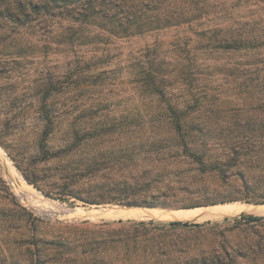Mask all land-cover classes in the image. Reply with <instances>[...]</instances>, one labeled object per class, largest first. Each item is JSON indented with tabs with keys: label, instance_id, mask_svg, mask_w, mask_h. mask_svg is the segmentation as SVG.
<instances>
[{
	"label": "rangeland",
	"instance_id": "1",
	"mask_svg": "<svg viewBox=\"0 0 264 264\" xmlns=\"http://www.w3.org/2000/svg\"><path fill=\"white\" fill-rule=\"evenodd\" d=\"M34 1L41 2L42 9H28L24 16L18 0H0V264H78L55 255L57 250L66 253V247L57 244L75 243L78 227L103 224L110 233L119 227L133 231L134 224L151 219L148 235L154 233V238L144 244L184 248L178 256H195L200 264H264V220H239L240 214L264 216L257 212L201 218L195 222L202 227L185 229L169 226L174 219L167 210L166 215L148 218L116 217L108 209L122 204L62 200L56 195L53 183L60 180L68 158L50 157V145L57 142L54 136L50 141V132L45 134L50 106L58 107L62 117L68 116V107H75L71 117L79 118L90 106L101 108L98 115L118 116L134 105L156 103L141 87L142 66L157 56L172 71L182 51L193 56L195 45L188 37L195 26L118 38L105 21L73 22L64 0L49 2L46 8L43 2L48 0ZM225 6L224 23L239 27L245 36L255 34L257 41L254 50L223 55L229 67L223 91L231 100L241 98L244 110L254 97L262 105L257 116L264 119V0H228ZM251 77L253 83L245 86ZM219 83L214 86L220 88ZM181 87L173 81L176 96ZM257 139L264 144V135ZM242 164L262 175L259 189L244 190L237 186L240 180L227 185L217 176L202 175L191 192L169 200L179 206L176 209L264 203V155L255 165Z\"/></svg>",
	"mask_w": 264,
	"mask_h": 264
},
{
	"label": "trees",
	"instance_id": "2",
	"mask_svg": "<svg viewBox=\"0 0 264 264\" xmlns=\"http://www.w3.org/2000/svg\"><path fill=\"white\" fill-rule=\"evenodd\" d=\"M52 1L43 2L44 7ZM64 1L73 22L105 21L118 38L195 26L188 39L196 52L191 56L182 51L172 71L157 56L142 66L141 87L156 103L134 105L118 116L98 115L101 108L90 106L79 118L71 117L75 107H68V116L62 117L58 107L50 106L45 134L50 132V141L53 136L57 141L50 145V157L68 158L67 165L59 167L60 180L53 183L60 199L176 209L179 206L169 199L191 192L202 175L217 176L227 185L240 180L237 186L244 190L259 189L262 175L242 163L255 165L263 158L264 144L257 139L264 135V119L257 116L262 105L252 97L244 110L241 98L229 99L222 88L229 68L223 55L254 50L257 37L224 23L228 0ZM18 4L24 16L28 9L43 7L34 0ZM217 80L220 88L214 86ZM253 80L245 79V86ZM173 81L182 84L179 96ZM239 220L251 224L264 216L242 215ZM153 223L141 220L133 231L119 227L112 233L104 231L103 224L93 229L84 225L78 227L75 243L57 244L65 246L66 253L57 250L55 255L78 264H200L195 256H178L184 248L144 244L154 238L147 228ZM169 226L190 229L203 223L171 221Z\"/></svg>",
	"mask_w": 264,
	"mask_h": 264
},
{
	"label": "bare ground",
	"instance_id": "3",
	"mask_svg": "<svg viewBox=\"0 0 264 264\" xmlns=\"http://www.w3.org/2000/svg\"><path fill=\"white\" fill-rule=\"evenodd\" d=\"M240 204L214 205V206L199 207L192 209H175V210H170L167 215H169L172 218V220L174 219V221H191V222L199 221V219L201 218L205 219L211 216L215 217L220 215L231 214L234 212H253V213L257 212L259 214L264 215V204H258V205L255 204L250 205L248 203H240ZM104 208L105 207H101L99 209H102L103 211ZM136 208L138 209H133V207L120 206V208L118 209H108V210L110 211L109 213L111 216H116V217L119 216L125 218H131V217L148 218V217L158 216L157 214L166 215V211H164V209L147 208V207H136ZM66 212L70 213L72 212V209H67ZM104 214H106V212Z\"/></svg>",
	"mask_w": 264,
	"mask_h": 264
},
{
	"label": "water",
	"instance_id": "4",
	"mask_svg": "<svg viewBox=\"0 0 264 264\" xmlns=\"http://www.w3.org/2000/svg\"><path fill=\"white\" fill-rule=\"evenodd\" d=\"M260 204H264V203H260ZM255 205H258V203H256ZM119 206H122V207H142V206H129V205H124V204L119 205ZM147 208H151V207H147ZM154 208H156V207H154ZM160 209H164V210H168V211L175 210V209H169V208H160ZM184 209H188V208H184ZM242 215H256V214H240V216H242ZM256 216H259V215H256ZM208 221H210V220H207V222ZM183 222H186V221H183ZM189 222H191V221H189ZM195 223H199V222H195Z\"/></svg>",
	"mask_w": 264,
	"mask_h": 264
}]
</instances>
